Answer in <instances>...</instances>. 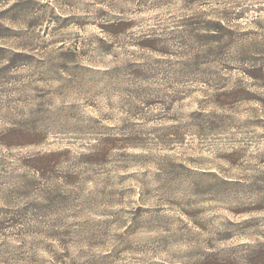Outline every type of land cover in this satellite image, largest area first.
Wrapping results in <instances>:
<instances>
[{"label": "clouds", "instance_id": "obj_1", "mask_svg": "<svg viewBox=\"0 0 264 264\" xmlns=\"http://www.w3.org/2000/svg\"><path fill=\"white\" fill-rule=\"evenodd\" d=\"M209 254L264 264V0H0V264Z\"/></svg>", "mask_w": 264, "mask_h": 264}, {"label": "rangeland", "instance_id": "obj_2", "mask_svg": "<svg viewBox=\"0 0 264 264\" xmlns=\"http://www.w3.org/2000/svg\"><path fill=\"white\" fill-rule=\"evenodd\" d=\"M258 73H259V70H256L255 72H244L243 75H247V76L250 77V79L255 80V79L258 78ZM221 98L223 99L224 103H229L230 100H231V98L226 97L223 93H221V94L218 95V99H221ZM253 98L254 97H249V99H253ZM18 146L25 147L27 145H18ZM42 166L47 167L46 164H44ZM36 171H39V169H36ZM215 172H219V169H215L213 174H215ZM42 174L43 173H41V175ZM229 179H231V178H229ZM228 214H229V216L233 217V219H235L237 216H241V215L242 216H245V217L248 216V213H234V212H229ZM181 215L185 219H187V214L186 213H183L182 210H181ZM155 264H162V262L160 260H157L155 262ZM203 264H216V260H215L214 255L213 254H209L208 256L204 257Z\"/></svg>", "mask_w": 264, "mask_h": 264}]
</instances>
